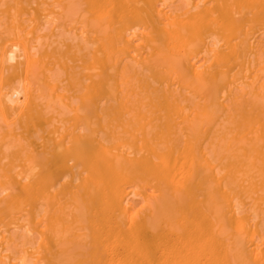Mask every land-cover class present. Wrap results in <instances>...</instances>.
<instances>
[{
	"label": "bare ground",
	"instance_id": "bare-ground-1",
	"mask_svg": "<svg viewBox=\"0 0 264 264\" xmlns=\"http://www.w3.org/2000/svg\"><path fill=\"white\" fill-rule=\"evenodd\" d=\"M0 264H264V0H0Z\"/></svg>",
	"mask_w": 264,
	"mask_h": 264
}]
</instances>
